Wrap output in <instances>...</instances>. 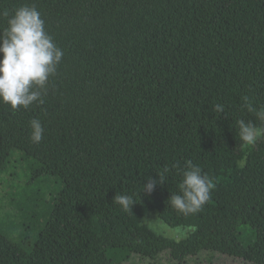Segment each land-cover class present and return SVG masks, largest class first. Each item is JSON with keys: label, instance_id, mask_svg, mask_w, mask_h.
Here are the masks:
<instances>
[{"label": "trees", "instance_id": "trees-1", "mask_svg": "<svg viewBox=\"0 0 264 264\" xmlns=\"http://www.w3.org/2000/svg\"><path fill=\"white\" fill-rule=\"evenodd\" d=\"M24 5L63 57L43 103L0 102V178L19 154L29 180L17 194L20 234L0 228V264H167L203 253L264 264V137L246 146L237 123L261 126L242 98L264 108V0H0V12ZM189 160L215 186L185 216L168 200ZM165 166V182L140 192ZM116 195L133 197L131 211ZM153 211L195 232L158 236L141 222Z\"/></svg>", "mask_w": 264, "mask_h": 264}, {"label": "clouds", "instance_id": "clouds-1", "mask_svg": "<svg viewBox=\"0 0 264 264\" xmlns=\"http://www.w3.org/2000/svg\"><path fill=\"white\" fill-rule=\"evenodd\" d=\"M0 17L7 20V26L0 30V102L8 104L13 111L28 109L33 103H43L48 81L55 76L63 51L53 42L46 32L44 20L35 6L24 5L13 11L4 10ZM242 107L254 112L261 126L239 120V137L243 144L253 145L259 137H264V108L255 109L250 98H242ZM215 111L224 114V106L216 104ZM31 139L39 143L43 138V126L37 119L30 121ZM172 168H178L173 164ZM168 166L156 174L147 177L140 190L151 194L157 184H163ZM180 192L171 194L170 206L187 216L199 212L210 200L214 183L202 173L199 166L191 160L185 162L182 170ZM139 192V193H140ZM113 202L124 212L131 211L136 201L130 195H116Z\"/></svg>", "mask_w": 264, "mask_h": 264}, {"label": "rangeland", "instance_id": "rangeland-1", "mask_svg": "<svg viewBox=\"0 0 264 264\" xmlns=\"http://www.w3.org/2000/svg\"><path fill=\"white\" fill-rule=\"evenodd\" d=\"M249 146V145H246ZM242 166V163L240 164ZM28 178L22 168V160L19 154L10 161L6 172L0 178V228L6 231L10 237L14 238L20 234V214L16 208L19 200L18 193L22 188L28 187ZM142 224L149 227L156 235L165 239L180 242L195 232L194 227L169 228L158 217L157 212H148L142 219ZM167 264H250L241 259L230 258L216 253H203L197 258L188 257L182 262H173L164 257ZM162 261V263H164ZM150 260L139 259L132 256L124 264H150Z\"/></svg>", "mask_w": 264, "mask_h": 264}]
</instances>
